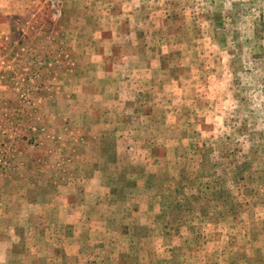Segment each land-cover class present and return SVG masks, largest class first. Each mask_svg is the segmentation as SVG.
<instances>
[{
  "label": "rangeland",
  "instance_id": "374dc122",
  "mask_svg": "<svg viewBox=\"0 0 264 264\" xmlns=\"http://www.w3.org/2000/svg\"><path fill=\"white\" fill-rule=\"evenodd\" d=\"M56 5L17 19L5 78L2 226L36 249L20 263L264 264V0Z\"/></svg>",
  "mask_w": 264,
  "mask_h": 264
},
{
  "label": "crops",
  "instance_id": "0c3cea01",
  "mask_svg": "<svg viewBox=\"0 0 264 264\" xmlns=\"http://www.w3.org/2000/svg\"><path fill=\"white\" fill-rule=\"evenodd\" d=\"M50 3L53 4V8H56V5L60 0H49ZM15 2L17 4H15ZM39 3L40 0H0V92L2 95V100L0 101V127L2 126V114L5 113V111L9 109H12L14 107V105L9 104L8 102H10V98L9 95L7 94V91L9 90L8 85L5 82V78L11 74L12 71H10V69L12 68L10 65V47L14 45V49L18 48V45L20 44H24L27 43V38L25 37L24 34V30H23V25L19 26V23L17 22V19H19V17L21 15H27L29 14V18H33L34 16L37 15L38 11L37 8H39ZM56 13L57 16L59 15V19L63 16V14L65 13V11H63L62 7L56 8ZM28 18V19H29ZM28 21V20H26ZM25 22V21H24ZM80 25V24H79ZM57 26H59L57 29ZM55 31L59 30L58 32H64L65 29L61 28V25L58 23H55ZM98 28L95 32V35H98ZM67 32V31H65ZM69 32V31H68ZM75 39L78 40V44H81L83 41L82 39L85 37L84 36V29L83 28H76L75 29ZM64 34V33H63ZM67 34V33H66ZM94 36V34H91ZM89 39H91L92 41H90L89 43H91L92 45H95L96 43H100V37L99 36H95L94 37H89ZM88 43V42H87ZM86 43V44H87ZM63 71H66V69H62ZM62 80V79H61ZM63 81V80H62ZM64 83V81H63ZM6 93V94H5ZM44 126L47 127L48 125L46 124V122L44 123ZM41 135V134H40ZM46 133H43L41 136L44 137ZM111 141L113 143H115V136L113 135V137H102L101 141L102 142H108ZM48 142L47 139H45V143ZM103 155L106 153L105 150H103ZM112 159V157H110ZM113 160V159H112ZM114 163V161H110V164ZM36 169V168H24L23 170L26 171V173H28V175L31 173V170ZM2 184V179H0V186ZM23 185V187H25L26 189H31V188H35V183L34 181H30L29 179H27L26 181L21 183ZM3 187V186H2ZM0 187V213H1V199L3 197V191L5 190V186L2 188ZM37 188V187H36ZM33 190V189H31ZM20 194V190H17ZM8 222L9 224L13 225L12 221H6L3 219L2 214H0V264H8L9 260L13 259V257L15 256L16 258L13 259L12 262H15V264H24V263H20V259L24 258L25 256L28 257H33V259L35 260L36 258V249L30 246H27L25 248V241L24 242H19L22 239H25V233L22 234L21 230L16 227V226H11V231L5 235V232L3 230V226L2 223ZM45 234V233H44ZM6 238L8 239V244L9 247H7L5 249L4 246V239ZM29 238V237H28ZM44 253L48 254V251H46V246H44ZM64 254H71L68 253L67 248L66 251L63 252ZM20 255V256H19ZM47 256V255H46ZM48 256H51L48 255ZM20 257V259H19ZM34 260H27L26 264H43L42 262H38L36 263ZM45 262H47V264H51L53 262L52 258H46ZM56 262V261H54Z\"/></svg>",
  "mask_w": 264,
  "mask_h": 264
},
{
  "label": "built area",
  "instance_id": "2783aa9c",
  "mask_svg": "<svg viewBox=\"0 0 264 264\" xmlns=\"http://www.w3.org/2000/svg\"><path fill=\"white\" fill-rule=\"evenodd\" d=\"M23 97H25V93H23V95H22Z\"/></svg>",
  "mask_w": 264,
  "mask_h": 264
}]
</instances>
